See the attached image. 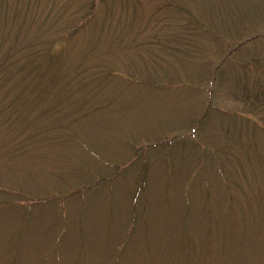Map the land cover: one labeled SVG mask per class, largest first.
Listing matches in <instances>:
<instances>
[{"label": "rangeland", "instance_id": "rangeland-1", "mask_svg": "<svg viewBox=\"0 0 264 264\" xmlns=\"http://www.w3.org/2000/svg\"><path fill=\"white\" fill-rule=\"evenodd\" d=\"M0 264H264V0H0Z\"/></svg>", "mask_w": 264, "mask_h": 264}]
</instances>
